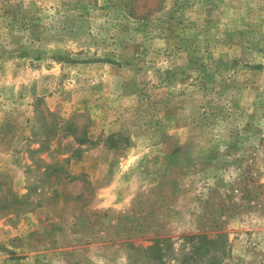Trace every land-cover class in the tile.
Segmentation results:
<instances>
[{"label": "rangeland", "instance_id": "1", "mask_svg": "<svg viewBox=\"0 0 264 264\" xmlns=\"http://www.w3.org/2000/svg\"><path fill=\"white\" fill-rule=\"evenodd\" d=\"M0 264H264V0H0Z\"/></svg>", "mask_w": 264, "mask_h": 264}, {"label": "trees", "instance_id": "2", "mask_svg": "<svg viewBox=\"0 0 264 264\" xmlns=\"http://www.w3.org/2000/svg\"><path fill=\"white\" fill-rule=\"evenodd\" d=\"M46 167V166H45Z\"/></svg>", "mask_w": 264, "mask_h": 264}]
</instances>
